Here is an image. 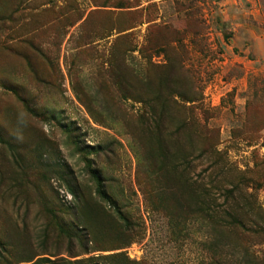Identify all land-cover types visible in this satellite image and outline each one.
Listing matches in <instances>:
<instances>
[{"label": "rangeland", "instance_id": "374dc122", "mask_svg": "<svg viewBox=\"0 0 264 264\" xmlns=\"http://www.w3.org/2000/svg\"><path fill=\"white\" fill-rule=\"evenodd\" d=\"M0 246L264 264V0H0Z\"/></svg>", "mask_w": 264, "mask_h": 264}, {"label": "trees", "instance_id": "16d2710c", "mask_svg": "<svg viewBox=\"0 0 264 264\" xmlns=\"http://www.w3.org/2000/svg\"><path fill=\"white\" fill-rule=\"evenodd\" d=\"M165 103H166V100H165V102L164 101L162 102V107H163L162 115L165 114V111L167 112V108H166V104ZM92 177H93V181L95 183L97 194L99 196H101L102 198H106L108 196V194H107L106 190L104 189L105 187L103 185V182H102L100 176L97 175V174H94V172H93ZM119 217L122 220L124 219V217H122L120 214H119ZM81 225L85 226L87 228V231L90 232V228L87 226L88 225V221L86 219H84L83 217L81 218ZM61 227H62V224H61ZM85 246H87V245H85ZM1 251H2V248L0 246V254H1Z\"/></svg>", "mask_w": 264, "mask_h": 264}]
</instances>
